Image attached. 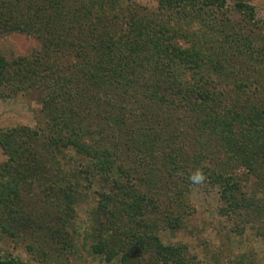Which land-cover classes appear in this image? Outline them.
I'll return each instance as SVG.
<instances>
[{
	"label": "trees",
	"instance_id": "obj_1",
	"mask_svg": "<svg viewBox=\"0 0 264 264\" xmlns=\"http://www.w3.org/2000/svg\"><path fill=\"white\" fill-rule=\"evenodd\" d=\"M234 1L0 0V37L39 42L0 52V99L31 94L43 115L0 127V234L45 260L75 253L83 176L99 185L84 248L106 264H197L160 233L183 227L198 187L217 190L232 231L263 237L264 19Z\"/></svg>",
	"mask_w": 264,
	"mask_h": 264
},
{
	"label": "rangeland",
	"instance_id": "obj_2",
	"mask_svg": "<svg viewBox=\"0 0 264 264\" xmlns=\"http://www.w3.org/2000/svg\"><path fill=\"white\" fill-rule=\"evenodd\" d=\"M133 1L148 10H154L157 6V0ZM241 1L250 3L255 9L256 17L264 19V0ZM234 2V0H229L230 5H233ZM186 27L188 26L186 25ZM182 30L183 34H189V28ZM38 48L39 42L30 36L13 33L7 37H0V52L9 59L28 55ZM42 124L41 106L33 95L22 93L15 97L0 99V127L2 129L20 126L39 129ZM68 155L66 170L71 171V163H73L72 165H78V163L72 152H69ZM5 161L6 156L0 151V163ZM77 177L79 184L83 187L85 184L86 188L81 190V200L73 201L72 220L65 224L69 230L68 234L73 240L76 239V232L79 235L75 253L61 250L62 254L57 260H45L27 249L33 240L20 239L16 242L7 235L0 234V255L11 254L27 264H106L92 256L88 248H84L87 247L86 245H90L91 238L86 233L92 226L94 218L92 214L97 198L94 192L99 190V185L97 182L92 184L93 180L90 179L87 184V181L84 182L83 176ZM88 187L90 189H87ZM50 202L53 204L56 201ZM187 204L193 206L195 212L186 217L181 229L161 232L160 237L163 243L185 244L191 254L195 256L197 264H240L237 261H241L243 264H264V236H258L250 226L246 227L240 235L237 231H232V223H228L226 219L218 215L219 200L216 189L193 188ZM34 206H39L37 201ZM40 207L42 209L43 205ZM53 210L55 214H60L57 209ZM54 222L55 220L52 219L50 226L56 230L57 226ZM63 229L62 234H64ZM44 247L49 250V245H44ZM113 264L118 263L114 262Z\"/></svg>",
	"mask_w": 264,
	"mask_h": 264
},
{
	"label": "clouds",
	"instance_id": "obj_3",
	"mask_svg": "<svg viewBox=\"0 0 264 264\" xmlns=\"http://www.w3.org/2000/svg\"><path fill=\"white\" fill-rule=\"evenodd\" d=\"M194 179H202V177L201 176H199V175H197L196 177H194Z\"/></svg>",
	"mask_w": 264,
	"mask_h": 264
}]
</instances>
